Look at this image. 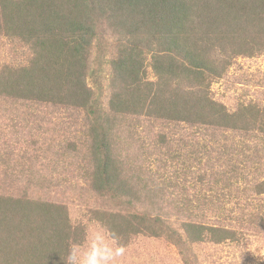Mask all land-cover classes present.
<instances>
[{"label": "trees", "instance_id": "trees-1", "mask_svg": "<svg viewBox=\"0 0 264 264\" xmlns=\"http://www.w3.org/2000/svg\"><path fill=\"white\" fill-rule=\"evenodd\" d=\"M4 38L22 60L0 64V100L85 114L86 181L115 206L107 229L120 240L165 236L192 257L194 245L238 239L234 222L264 194V101L230 110L211 86L239 56L264 53V0H0ZM143 118L179 126L155 146L179 133L183 145L166 150L182 166L174 173L154 151L148 166L125 158L122 121ZM143 193L172 205L163 213L173 221L139 208ZM84 236L64 203L0 194V264H65Z\"/></svg>", "mask_w": 264, "mask_h": 264}, {"label": "rangeland", "instance_id": "rangeland-1", "mask_svg": "<svg viewBox=\"0 0 264 264\" xmlns=\"http://www.w3.org/2000/svg\"><path fill=\"white\" fill-rule=\"evenodd\" d=\"M8 46H11L9 40H0V64L3 61L18 64L22 58L15 59L16 53L9 51ZM115 50L113 47L111 52ZM211 90L213 96L230 110H235L241 103L263 102L264 53L236 58L224 77L212 84ZM0 101V194L32 192L44 199L64 203L71 223L85 230L80 246L86 247L87 235L101 225L106 228L104 212L115 206L96 195L86 181L85 172L91 170V160L82 144L85 114L53 104ZM123 121L120 134L124 144L121 147L131 163L148 166L146 157L149 154L144 152L154 151L167 157L164 171L172 174L177 167H182L179 162H171L166 152L183 145L179 133L174 134L162 150L155 148L161 137L157 136L159 132L179 126L157 124L147 118L131 125ZM193 149L188 146L184 152ZM193 165L195 173L209 171L207 162ZM182 179L194 181L197 174L189 178L184 175ZM261 197L257 210L248 211L240 223L234 222L237 240L194 245L192 257L165 236L133 235L127 240L119 239L126 252L117 258L116 264H186V257L189 264H264V194ZM140 200L139 208H147L151 214L159 213L173 221L168 213H163L172 205L160 198L148 197L146 193ZM234 205L232 201L228 207Z\"/></svg>", "mask_w": 264, "mask_h": 264}, {"label": "clouds", "instance_id": "clouds-1", "mask_svg": "<svg viewBox=\"0 0 264 264\" xmlns=\"http://www.w3.org/2000/svg\"><path fill=\"white\" fill-rule=\"evenodd\" d=\"M86 247L72 245L65 258V264H116L123 257L126 248L119 243V236L103 225L86 237Z\"/></svg>", "mask_w": 264, "mask_h": 264}]
</instances>
